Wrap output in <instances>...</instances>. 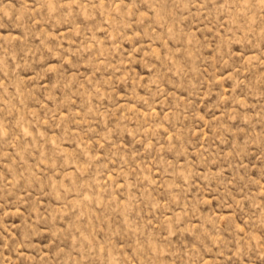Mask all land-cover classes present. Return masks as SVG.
<instances>
[{
    "label": "rangeland",
    "instance_id": "374dc122",
    "mask_svg": "<svg viewBox=\"0 0 264 264\" xmlns=\"http://www.w3.org/2000/svg\"><path fill=\"white\" fill-rule=\"evenodd\" d=\"M0 264H264V0H0Z\"/></svg>",
    "mask_w": 264,
    "mask_h": 264
}]
</instances>
